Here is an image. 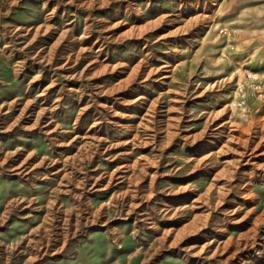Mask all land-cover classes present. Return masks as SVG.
I'll return each instance as SVG.
<instances>
[{"label": "rangeland", "instance_id": "1", "mask_svg": "<svg viewBox=\"0 0 264 264\" xmlns=\"http://www.w3.org/2000/svg\"><path fill=\"white\" fill-rule=\"evenodd\" d=\"M0 264H264V0H0Z\"/></svg>", "mask_w": 264, "mask_h": 264}]
</instances>
